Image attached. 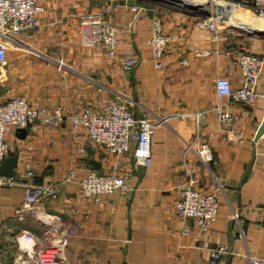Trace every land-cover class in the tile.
<instances>
[{"label":"crops","instance_id":"1","mask_svg":"<svg viewBox=\"0 0 264 264\" xmlns=\"http://www.w3.org/2000/svg\"><path fill=\"white\" fill-rule=\"evenodd\" d=\"M34 1L46 9L38 17L40 25L5 40L0 102L19 95L33 107L60 106L67 115L85 108L97 111L100 100L110 98L126 102L135 117L165 120L151 139L149 165H136L131 154L124 156L120 170L128 175V190L96 199L83 198L65 181L71 170L78 176L111 170L113 157L82 131H72L65 120L55 128L28 127L22 139L16 130L8 132L10 156H18L14 173L28 162L36 184L57 185L56 198L40 199L39 207L60 221L52 236L62 251V264H211L203 242L226 247L214 264H249L248 257L259 256L264 247V130L257 140L255 136L264 119V97L253 107L231 102L228 124H221L212 110L225 102L215 94V78L226 77L237 87L239 50L264 58V37L217 22L218 39L213 40L204 23L219 8L213 4H206V15H197L152 0ZM220 1L226 3V16L235 10L229 2L252 13L251 0ZM136 5L146 10L132 12ZM85 12L102 13L115 28V56L100 47L80 46L78 18ZM154 17L172 38L160 68L148 43ZM127 47L136 60L130 73L120 65ZM257 89L264 94V65ZM196 114L202 115L199 127ZM200 143L209 147L207 163L196 158ZM186 170L195 175L197 188L218 201L216 220L205 235L175 212V185ZM25 195L22 185L0 188V264L11 263L14 234H32L40 248L50 237L34 217L17 221L15 211ZM183 228L190 230L188 235L181 234Z\"/></svg>","mask_w":264,"mask_h":264},{"label":"built area","instance_id":"2","mask_svg":"<svg viewBox=\"0 0 264 264\" xmlns=\"http://www.w3.org/2000/svg\"><path fill=\"white\" fill-rule=\"evenodd\" d=\"M108 4L112 0H105ZM210 4L219 5L225 2L207 0ZM249 7L254 16L264 20V0H251ZM220 8V6H219ZM45 8L34 0H0V67L6 63L7 45L5 40L9 36L19 35L21 32L37 28L40 23L39 15ZM132 12L143 13L146 8L141 5L132 6ZM225 15L217 9L204 21L211 38L218 39L217 22H224ZM148 40L152 59L156 68H160V59L172 38L163 31V22L154 17L150 24ZM79 44L82 48H102L106 55L113 57L117 54L118 39L115 28L103 19L102 13L85 12L78 18ZM237 64L241 74L240 84L233 88L228 78L217 77L214 80V90L217 98L225 100L218 103L212 111L221 124H228L232 116L228 111L231 102H239L246 107H253L264 94L258 91L264 58L255 54L239 50ZM121 69L125 73L133 71L136 65L132 48L124 49L120 60ZM202 115L196 114V125ZM68 121L71 130L82 131L87 140L101 147L113 157L110 172L98 174L90 172L78 176L75 170L68 172L66 182L73 183L83 198L96 199L101 195H109L128 190V175L121 172V165L125 155L131 154L136 165L147 166L151 162V139L155 129L165 120L157 123L151 119L133 116L127 103L117 99L104 98L100 100V109L89 108L79 112L64 115L60 106L48 109L44 106L33 107L23 96H13L0 102V165L10 156L7 134L10 130L29 127H58ZM197 139V136L195 137ZM190 149V145L188 146ZM196 158L201 163L211 160V153L206 143H200L195 151ZM198 180L193 172L186 170L183 180L177 182L175 190L177 200L174 204L176 214L181 220H190L198 234L205 235L211 229L218 213L216 196L205 193L197 188ZM22 185L26 190L25 198L15 211L17 221H23L25 216L36 218L44 226L48 236L47 245L40 248L32 234L20 231L13 236L15 252L10 264H62V251L52 236L58 232L60 221L39 207L42 198L54 199L57 196L56 184L43 182L36 184L34 172L28 162H24L19 173L11 177L0 175V188ZM233 219L237 218L233 214ZM190 230L183 228L182 235H188ZM52 237V238H51ZM201 249L209 252V263L214 264L217 259L226 253V247L217 245L209 247L207 242L201 244ZM249 264H264V247L257 257H248Z\"/></svg>","mask_w":264,"mask_h":264},{"label":"water","instance_id":"3","mask_svg":"<svg viewBox=\"0 0 264 264\" xmlns=\"http://www.w3.org/2000/svg\"><path fill=\"white\" fill-rule=\"evenodd\" d=\"M154 2H157V3H163L167 6H176V7H181V8H184V9H190L192 11L193 14H197V15H206V12L202 9H197V8H190L188 6H179L178 2L174 1V0H152ZM250 34H254L258 37L262 36L263 33H251ZM29 127V125L26 127V128H18L16 129V133H17V136L19 138H24L25 134L27 133V128ZM264 130V119H263V122L260 126V128L258 129V132L255 136V140H257L260 135L262 134ZM17 160H18V156L17 155H12V156H9L7 158H5L1 165H0V175L3 176V177H11L13 176L14 174V169L16 168L17 166Z\"/></svg>","mask_w":264,"mask_h":264},{"label":"bare ground","instance_id":"4","mask_svg":"<svg viewBox=\"0 0 264 264\" xmlns=\"http://www.w3.org/2000/svg\"><path fill=\"white\" fill-rule=\"evenodd\" d=\"M179 3H181L180 5H182V6H188V7L194 6V8L201 9V10L202 9L204 10L206 8V3L201 2V1L193 2V1H188V0H179ZM219 6H220V8H218V10H220L224 14V6L225 5L220 3ZM190 8H193V7H190ZM236 16H237V14H236L235 10H233V12L231 14H229L228 16L225 15L223 21L226 22V24L231 25V26H234V24H239V25H237V28L240 30L242 29V30H246L248 32L256 31L259 33L264 32V27L261 26V24H260V26L256 25L259 22L256 23V20L253 21L254 18H252L253 20H251V18H249L248 19L249 21H245V22L243 21L242 22V17L239 16L236 19H234Z\"/></svg>","mask_w":264,"mask_h":264},{"label":"rangeland","instance_id":"5","mask_svg":"<svg viewBox=\"0 0 264 264\" xmlns=\"http://www.w3.org/2000/svg\"><path fill=\"white\" fill-rule=\"evenodd\" d=\"M199 1H202V2H205L207 5H210V3L207 1V0H199ZM230 3V2H229ZM227 4V5H232V7H235V10L236 11H239V13L237 14V16L234 18V19H236L237 17H242V22L244 21H249L248 19L249 18H251V20H253L252 18H254V20L253 21H255L256 20V23L257 22H259V23H255L256 25H258V26H260V24H261V26H263L264 27V20H260V19H258L257 17H255L254 16V14H253V12L250 14L248 11H245V10H241L240 8L238 9L237 7H238V5L237 4H234V3H230V4ZM226 3H224L223 5H225ZM226 9H228V8H226ZM244 15V16H242V15ZM238 20V19H237ZM263 24V25H262ZM237 25H239V24H234V28H237ZM240 30V29H239ZM241 31H246V30H242L241 29ZM248 32V31H247ZM251 33H258V32H256V31H250ZM250 32H248V33H250ZM261 34V33H260ZM260 37H264V32H263V34H262V36H260Z\"/></svg>","mask_w":264,"mask_h":264}]
</instances>
